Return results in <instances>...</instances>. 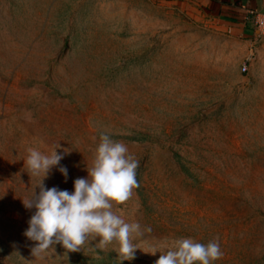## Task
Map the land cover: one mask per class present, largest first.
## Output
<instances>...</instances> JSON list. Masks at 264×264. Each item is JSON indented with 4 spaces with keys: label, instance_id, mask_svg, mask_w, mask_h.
Instances as JSON below:
<instances>
[{
    "label": "rangeland",
    "instance_id": "1",
    "mask_svg": "<svg viewBox=\"0 0 264 264\" xmlns=\"http://www.w3.org/2000/svg\"><path fill=\"white\" fill-rule=\"evenodd\" d=\"M219 32L159 0H0V264H121L99 237L33 256L24 236L44 178L27 149L59 144L67 181L54 167L43 183L74 192L101 132L139 161V187L112 209L141 225L122 264L217 237L213 264H264V60H236Z\"/></svg>",
    "mask_w": 264,
    "mask_h": 264
},
{
    "label": "clouds",
    "instance_id": "2",
    "mask_svg": "<svg viewBox=\"0 0 264 264\" xmlns=\"http://www.w3.org/2000/svg\"><path fill=\"white\" fill-rule=\"evenodd\" d=\"M99 139L92 166L87 167L88 176L74 180V192L55 186L48 188L43 183L54 167H58L67 181L68 169L60 165L64 156L57 152L59 144L50 154L34 147L27 149L24 162L28 173L31 176L43 174L44 177L37 186L39 192H35L31 199L23 200L27 209L35 208L24 232L25 237L36 242L32 248L33 256L40 255L54 244L76 252L89 236H94L99 237L97 247L101 249L110 243L119 245L117 252L121 264L124 260L135 259L139 247L132 242L133 234H141V225L126 222L112 209L114 203L128 201L133 189L139 187V161L126 144L113 140L109 133L101 132ZM146 231L150 232L151 228ZM166 247L155 264H213L223 256L218 237L206 244L192 238H178ZM157 252L150 253L155 255Z\"/></svg>",
    "mask_w": 264,
    "mask_h": 264
},
{
    "label": "crops",
    "instance_id": "3",
    "mask_svg": "<svg viewBox=\"0 0 264 264\" xmlns=\"http://www.w3.org/2000/svg\"><path fill=\"white\" fill-rule=\"evenodd\" d=\"M159 1L185 6L201 20L215 26L218 32L220 30L219 36L226 37L234 46L232 54L236 60L245 59L246 62L255 56L264 60V37H259L253 24L246 19L251 11L264 12V0Z\"/></svg>",
    "mask_w": 264,
    "mask_h": 264
},
{
    "label": "built area",
    "instance_id": "4",
    "mask_svg": "<svg viewBox=\"0 0 264 264\" xmlns=\"http://www.w3.org/2000/svg\"><path fill=\"white\" fill-rule=\"evenodd\" d=\"M246 19L253 24L259 34V37H264V12L251 11ZM247 69V63H245L242 71L246 72Z\"/></svg>",
    "mask_w": 264,
    "mask_h": 264
}]
</instances>
